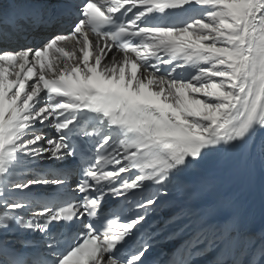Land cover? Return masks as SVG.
Wrapping results in <instances>:
<instances>
[{
  "label": "snow or ice",
  "instance_id": "snow-or-ice-1",
  "mask_svg": "<svg viewBox=\"0 0 264 264\" xmlns=\"http://www.w3.org/2000/svg\"><path fill=\"white\" fill-rule=\"evenodd\" d=\"M257 200L264 0L0 2V264H264Z\"/></svg>",
  "mask_w": 264,
  "mask_h": 264
},
{
  "label": "bare ground",
  "instance_id": "bare-ground-1",
  "mask_svg": "<svg viewBox=\"0 0 264 264\" xmlns=\"http://www.w3.org/2000/svg\"><path fill=\"white\" fill-rule=\"evenodd\" d=\"M52 59H55V57H53Z\"/></svg>",
  "mask_w": 264,
  "mask_h": 264
}]
</instances>
